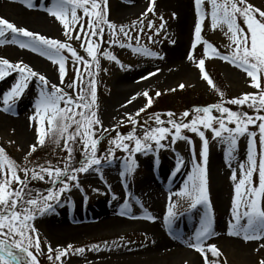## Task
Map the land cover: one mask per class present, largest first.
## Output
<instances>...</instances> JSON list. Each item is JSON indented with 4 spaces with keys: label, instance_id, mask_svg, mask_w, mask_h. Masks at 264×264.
<instances>
[{
    "label": "rangeland",
    "instance_id": "1",
    "mask_svg": "<svg viewBox=\"0 0 264 264\" xmlns=\"http://www.w3.org/2000/svg\"><path fill=\"white\" fill-rule=\"evenodd\" d=\"M247 2L264 11V0H247ZM51 3L52 0H33L34 7L28 9L21 0H0V18L9 20L17 27H24L48 38L67 42L76 49L79 56L85 60L90 59L84 48H81V42L68 41L60 22L47 13L45 9L50 7ZM150 3L151 0H108L109 19L118 26H131L134 21L139 24L143 17L144 32L141 34L140 45L164 57L159 59L154 56L140 55L133 53L130 48H120L117 45H112L109 48L107 43L101 45V52L111 51L120 64L105 59L102 55L98 56L100 70L96 77L97 107L95 110L104 127L109 129L116 127L121 134H127L132 128L127 119L128 115H132L139 121L138 136H142L140 128L143 126L144 120H149L150 126H156L154 119H149L155 114L135 116V113L144 108L147 103L143 92L147 91L149 96L157 92H170L172 89L179 88L180 84H184V88L191 89L193 92L202 91L205 95L210 89L207 81L202 79L198 67L192 61L187 60L185 65L179 69L176 68L172 74L169 72L170 67L174 65L173 59L176 58V53L180 50L179 53L182 55L186 53L188 56L192 52L197 60L204 58L203 43L197 44L195 50L192 49L194 30L198 19L194 0H155L154 13L147 12ZM203 9L205 13L211 11L207 0H205ZM145 13L147 14L144 15ZM78 14L83 15L82 12ZM184 14H186V21L181 24L180 21ZM20 15L24 19L26 18V22L20 18ZM161 16L166 22L165 28L160 31L159 35H153L155 28L149 30L147 23L151 20L158 28L162 22ZM86 20L85 17V22ZM238 23L246 30L242 18L238 19ZM77 30H79L78 26ZM225 33H227L226 26L213 30L210 15L205 16L202 24V41L210 43L219 53L227 55L230 53L231 41L230 34L226 35ZM131 34L135 36L136 30H133ZM149 35L153 36L154 43L148 41ZM10 36L11 34H9V38ZM107 39L106 29L105 41ZM121 39L123 40V37ZM132 44L136 46L135 40L132 41ZM63 54L68 57V60L64 84L60 85L58 65L52 64L51 61L27 49H20L16 45H0V58H6L12 63L23 62L33 70L45 75L50 83L60 85L74 95L67 85L75 78V67L70 53L65 51ZM121 64L123 67L120 66ZM80 68L83 71V64L80 65ZM205 70L208 75L212 74L215 77L220 75L223 78L225 86L231 94V99L242 97L246 93H257V89L250 86L251 81L246 73L219 58H206ZM93 71L96 70L93 69ZM150 73H155V75H149ZM16 78L17 74L13 73L5 80L0 81V100H2V94L11 88ZM38 92L37 83L33 80L12 110L8 112L0 110V147L5 149L9 158L21 166L26 163L25 157L31 151L30 146L36 144V149L40 146L38 144V129L46 128V123L42 125L39 118L30 120V117L35 115L34 102ZM134 96L136 99L132 100ZM126 100H132V104L119 112L121 105ZM209 104L212 105L213 102ZM225 106L230 109L240 107L250 115H255L254 110L249 109L247 105ZM200 107H204V105ZM0 108H2V103H0ZM184 111L188 110L184 105H179L173 113L179 117ZM165 114H160L161 119H168ZM213 115L218 116L219 113L214 112ZM119 121L124 123L119 124ZM229 126L234 127V125ZM249 130L258 133L256 126H249ZM183 134L193 141L192 145L184 140L170 144L171 137L169 136L168 139L162 141L169 147L160 149L158 153H137L134 157L137 167L130 178L120 175L123 157L126 156L120 150H116L112 165H105L102 174L91 171L87 174H80L79 179L83 191L73 188L71 192H67L61 197V204L54 205V211L42 216L38 215L33 222L41 241V253L38 255L39 264H61V262L48 259L47 247L49 244L53 249L60 248L61 250L67 248L69 244L72 245V250L68 255L61 258L62 264H204V257L195 249L189 248L187 241L188 237L192 236L199 227L205 207L201 204L197 205L195 209H191V200L188 196L178 195L183 192L187 175L191 170L193 151L197 160L200 158L202 142L195 133L184 130ZM104 135L106 138L99 144L98 154H103L107 150L108 140L116 133L111 132ZM205 135L209 141L207 189L214 230V235L206 241L205 248L207 249L208 245H215L221 253L220 256L213 257L211 252H207L208 259L215 261L216 264H259V261L264 260V247H261L264 240L246 242L242 237L228 235L235 195V183L231 176L235 169L237 181L240 179L239 163L246 161L247 138L239 139L237 159L229 167L225 159L224 146L212 138L211 131H205ZM46 141L49 142L50 139L46 138ZM153 147L155 146L153 145ZM81 148L82 146L79 144L76 146L74 152L76 160L81 158ZM259 150V135L257 134V153ZM178 155L183 158L185 165L180 172L173 175ZM66 156L67 153L63 150V141L59 146L52 143L51 148L46 151L38 149L37 152H32L31 156L27 158L26 166L32 168L37 164L47 165L50 162L62 167L63 158ZM21 162L23 163L21 164ZM20 173L23 176V173ZM253 180L254 183H258L256 174H254ZM33 181L35 185L43 188L51 187L45 181ZM13 187L16 185L13 184ZM113 195L116 196L115 200L112 199ZM126 200L132 205L131 216L119 214ZM136 201L140 203H136ZM170 204L175 205L176 213L171 231L164 224V216L167 214ZM146 215L155 219H144L143 217ZM152 227H155L159 233L154 232ZM160 239L172 241L177 246V252L174 251L172 252L174 254L163 258L154 256L151 250ZM95 241L99 242L97 244L100 246L99 249L89 250L91 247L87 244ZM113 241L117 243L113 244ZM106 244L107 246H105ZM80 247L85 248V252L74 254V250ZM32 250L35 253V249ZM141 252H145L141 255L146 257L129 258ZM52 255L55 256V252Z\"/></svg>",
    "mask_w": 264,
    "mask_h": 264
},
{
    "label": "snow or ice",
    "instance_id": "2",
    "mask_svg": "<svg viewBox=\"0 0 264 264\" xmlns=\"http://www.w3.org/2000/svg\"><path fill=\"white\" fill-rule=\"evenodd\" d=\"M21 2L28 9L34 7L33 0H21ZM207 3L211 7L210 13H205L203 9L205 0H194L198 19L195 25L192 49L195 50L197 44L203 43L204 58L197 60L190 52L187 59L198 67L202 79L207 81L209 86L215 88L212 79L205 70V59L219 58L246 73L251 81L250 86L257 89V93H246L242 97L224 100V94L216 89L221 97V102L195 107L191 112L184 111L179 117H176L173 112H167L165 114L168 117L167 120L161 119L160 114H155L149 119H154L156 126H150L149 120H144L143 126L140 128L142 136L137 135L139 121L132 115L127 116L132 125L131 130L127 134H121L116 127L111 129L104 127L95 109L97 107L96 76L100 70L98 56L102 55L103 58L120 64L111 51L101 52L103 43H107L109 48L112 45H117L120 48H130L133 53L140 55L164 58L140 45L141 34L144 32L143 17L139 24L134 21L131 26H118L109 19L108 0H52L51 6L45 10L60 22L68 41L81 42V48H84L90 58L88 60L79 56L76 49L67 42L48 38L24 27H17L9 20L0 18V45H16L20 49H27L46 58L52 64L58 65L60 85L64 84L66 76L68 57L63 54L65 51L70 53L75 67V78L67 85L74 93L73 95L64 87L50 83L45 75L33 70L29 65L23 64V62L12 63L6 58H0V81L5 80L13 73L17 74L11 88L2 94L0 110L4 112L12 110L28 89L29 84L35 80L39 92L34 102L35 115L30 117V120L39 118L42 125L46 123V128L38 129V144L44 145L46 138L57 146L63 141V150L67 153V156L63 158L62 167L48 162L47 165L37 164L29 168L26 165H18L6 155L5 149L0 147V264H39L38 255L41 253V241L33 222L38 215L42 216L54 211V205L61 204V197L65 193L71 192L73 188L83 191L79 179L80 174H87L90 171L102 174L105 165H112L116 150H120L126 154L123 157L120 175L130 178L137 167L134 159L137 153H158L160 149L169 147L162 143L169 136L171 137L170 144L184 140L192 145L193 141L183 134L184 130L195 133L200 138L202 149L199 160L193 151L191 170L187 175L183 192L178 195L188 196L191 200V209H195L197 205L201 204L205 207L199 227L192 236L188 237L187 246L195 249L204 257V264H216L215 261H209L207 252H211L213 257L221 255L215 245H208L207 249L205 248L206 241L214 235L213 216L207 189L209 141L205 131H211L212 138L224 146L225 159L229 167L237 159L239 139L247 138L246 161L239 163L240 179L237 181L235 169L231 176L235 183V195L228 235L242 237L246 242L264 240V114H261L264 112V11L254 7L247 0H207ZM154 5L155 0H151L147 12L154 13ZM80 12L83 15H79ZM206 15H210L213 30L218 27H227L225 34H230L231 41L229 54H221L213 45L202 41V24ZM85 17L87 18L86 22ZM239 18L243 19L246 30L238 23ZM160 19L162 22L158 28L151 20L147 23L149 30L155 28L153 35H159L160 31L165 28L166 22L162 16ZM77 26L79 30H77ZM106 29L107 41H105ZM133 30H136L135 36L131 34ZM9 34H11L10 38ZM133 40H135L136 46H133ZM148 41L155 42L152 35L148 36ZM81 64H83V71L80 68ZM120 66L123 67L122 64ZM93 69L96 71L94 72ZM149 75H155V73ZM179 87L183 89L185 85L180 84ZM160 95V92L156 93L157 97ZM143 96L147 98L146 107H150L152 99L149 97V93L145 91ZM135 99V96L132 97V100ZM132 100H129L128 103H131ZM225 105H247L249 109L254 110L255 115H249L245 111H233ZM144 111L145 108H141L135 113V116H140ZM214 112L219 115H213ZM189 117L191 119H188ZM257 122L259 123L257 124ZM118 123L124 122L119 121ZM229 125H234V127ZM249 126H256L258 133L250 131ZM111 132H115L116 135L108 140L109 147L103 154H98V146L106 138L104 134ZM257 134L259 135V153H257ZM78 144L82 148L81 158L77 161L74 152ZM30 148L31 151L25 157L26 164L28 156H31L32 152L36 150V144L31 145ZM184 165L185 161L178 155L173 175L180 172ZM20 172L23 173V178L19 175ZM254 174L258 176V183H254ZM33 180L45 181L51 187L47 189L46 193L33 192L29 187ZM13 184L16 187H13ZM94 191L96 190L94 189ZM112 199L115 200L116 196L113 195ZM136 203L140 202L136 201ZM174 208L175 205L170 204L167 214L164 216V224L170 231L176 219ZM131 211L132 205L126 200L119 214L131 216ZM143 218L155 219L150 215ZM112 243L116 244L117 242L113 241ZM99 247V245H92L89 250H98ZM261 247H264V244ZM32 249H35V253ZM71 250V244L63 250L53 249L49 244L47 247L48 259L62 264L61 258L67 256ZM53 252H55V256L52 255ZM84 252L85 248L83 247L74 250V254H83ZM259 264H264V260L259 261Z\"/></svg>",
    "mask_w": 264,
    "mask_h": 264
},
{
    "label": "trees",
    "instance_id": "3",
    "mask_svg": "<svg viewBox=\"0 0 264 264\" xmlns=\"http://www.w3.org/2000/svg\"><path fill=\"white\" fill-rule=\"evenodd\" d=\"M218 76L219 77H215L212 74L209 75L210 79H212L215 85V88L210 86V89L207 95H205L202 91L193 92L191 91V89H187V88L181 89L180 87L175 89V91L160 92L161 95L159 97L156 96V93L152 94L151 96H149L152 99V105L150 107H146L147 105L146 103L144 107L145 111L142 112L140 116L148 115V114H163L167 112H174V110L179 105H184L186 109L189 110L192 107H200L201 105H204V106L211 105L209 104L211 102L215 104V103L221 102V97L219 95V92H222L224 94L223 96L224 100H230L232 98L231 94L229 93L228 88L225 86V82L223 78L220 75ZM216 89H218L219 92ZM231 110L247 112L245 109H242L240 107L237 109H231ZM51 146H52L51 140L49 142L46 141V143L42 146L40 145L39 148L35 150V152H37L38 149L46 151L49 148H51ZM22 163L23 162H21V164ZM22 165L25 166L26 163ZM19 175L21 176V178H23L21 173H19ZM29 187L31 189H34L35 192L40 191V192L45 193V190H44L45 188L35 185L34 181L30 182ZM98 243H99L98 241H95V242L88 243L87 245L91 247L92 245H97Z\"/></svg>",
    "mask_w": 264,
    "mask_h": 264
},
{
    "label": "bare ground",
    "instance_id": "4",
    "mask_svg": "<svg viewBox=\"0 0 264 264\" xmlns=\"http://www.w3.org/2000/svg\"><path fill=\"white\" fill-rule=\"evenodd\" d=\"M20 18L21 19H23L25 22H26V18L24 19V17L23 16H21L20 15ZM22 20V21H23ZM184 21H186V14H184V15H182V19H181V24H184L183 22ZM185 27V26H184ZM185 30V29H184ZM183 30V31H184ZM185 33V32H184ZM183 48V47H182ZM181 51V50H180ZM179 51V52H180ZM176 53V58L175 59H173V63H174V65H172L170 68L171 69H169V72H171L170 74H172L175 70H176V68L177 69H179L180 67H182L183 65H185V62H187V55H186V53L185 54H180V53ZM181 56V57H180ZM128 101L129 100H126L122 105H121V107H120V109H119V112H121L122 110H124V108H126V107H128L130 104H132V102L131 103H128ZM152 230L154 231V232H158L157 231V229H155V227L153 228L152 227ZM159 233V232H158ZM156 246H154V248L151 250V251H153V255L154 256H156V257H161V258H163V257H166V256H168V255H172V254H174V253H172V252H177V250H176V245L172 242V241H166V240H162V239H160V240H158L157 241V244H155ZM145 252H141V253H138V254H134V255H132V256H130L129 258L130 259H137V258H139L140 256H142V257H146L145 255H141V254H144Z\"/></svg>",
    "mask_w": 264,
    "mask_h": 264
}]
</instances>
